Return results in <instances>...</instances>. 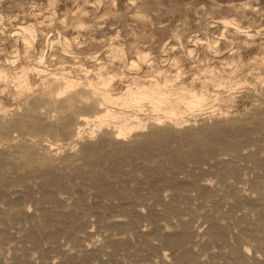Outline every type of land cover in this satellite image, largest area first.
Returning a JSON list of instances; mask_svg holds the SVG:
<instances>
[{"label": "bare ground", "instance_id": "obj_1", "mask_svg": "<svg viewBox=\"0 0 264 264\" xmlns=\"http://www.w3.org/2000/svg\"><path fill=\"white\" fill-rule=\"evenodd\" d=\"M13 32L33 46L32 24ZM25 52L0 63V264H264V98L221 111L246 81L238 65L183 76L179 59L173 72L144 53L118 90L103 64L78 76Z\"/></svg>", "mask_w": 264, "mask_h": 264}, {"label": "rangeland", "instance_id": "obj_2", "mask_svg": "<svg viewBox=\"0 0 264 264\" xmlns=\"http://www.w3.org/2000/svg\"><path fill=\"white\" fill-rule=\"evenodd\" d=\"M223 18L235 19L243 28L257 33L248 38L233 27L223 26L221 34L214 33L211 27L218 26V21ZM22 24H32L36 28L32 47H26L25 40L13 32ZM219 38L230 40V45L217 54L215 48L223 41ZM65 40L69 41V46ZM114 47L122 50L116 52ZM263 47L264 0H0V63L9 64L10 59L13 61L15 58L16 64L24 62L25 51L29 48L32 63L37 62L36 58L43 53L45 66L52 70L61 71L63 67L80 76L87 74V68L89 75H93L94 71L104 67V72L116 74L114 84L118 90L124 86V74L131 76L136 71L147 69L139 58L144 53L152 59L155 67L165 66L173 72L177 67H173L172 62L179 59L183 76L194 75L201 67L207 66L206 63L214 65L217 70L238 65L243 72L241 78L248 82L244 80V85L229 100L231 102L222 106L221 111L228 115L242 116L264 98V92L261 93L264 83ZM226 59L232 62L227 65ZM133 60L139 63L138 67H131ZM9 90H13L12 86ZM1 102L7 108L18 103L8 93L2 94ZM221 111L217 110L216 115ZM201 116L196 118L189 113L187 119L189 123L200 124L208 114ZM84 128L87 133L92 127L87 125ZM63 148L60 153L64 156L69 149ZM5 173L7 176L8 172ZM203 221L201 219L198 223L204 229L208 224ZM61 240L65 241L64 238ZM231 241L236 242L234 239ZM6 248L7 245L2 250L0 247V251L7 253ZM222 249L227 254L230 252L228 248ZM143 259L139 263L148 262ZM224 259L220 255L215 260L217 264H225Z\"/></svg>", "mask_w": 264, "mask_h": 264}]
</instances>
